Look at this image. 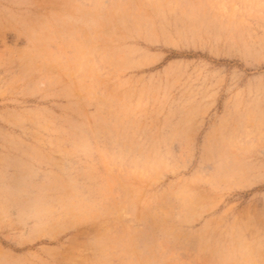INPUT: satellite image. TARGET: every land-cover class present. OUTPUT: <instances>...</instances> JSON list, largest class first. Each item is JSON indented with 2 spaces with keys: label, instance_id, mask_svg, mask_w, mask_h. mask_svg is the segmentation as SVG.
<instances>
[{
  "label": "rangeland",
  "instance_id": "obj_1",
  "mask_svg": "<svg viewBox=\"0 0 264 264\" xmlns=\"http://www.w3.org/2000/svg\"><path fill=\"white\" fill-rule=\"evenodd\" d=\"M0 264H264V0H0Z\"/></svg>",
  "mask_w": 264,
  "mask_h": 264
}]
</instances>
